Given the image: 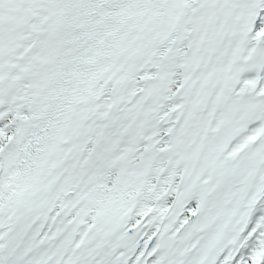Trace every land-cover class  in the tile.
<instances>
[{
  "label": "snow or ice",
  "instance_id": "1",
  "mask_svg": "<svg viewBox=\"0 0 264 264\" xmlns=\"http://www.w3.org/2000/svg\"><path fill=\"white\" fill-rule=\"evenodd\" d=\"M0 264H264V0H0Z\"/></svg>",
  "mask_w": 264,
  "mask_h": 264
}]
</instances>
